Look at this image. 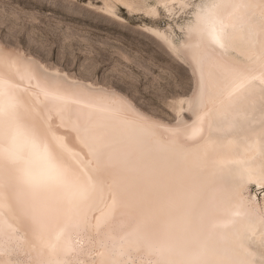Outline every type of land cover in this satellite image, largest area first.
Returning a JSON list of instances; mask_svg holds the SVG:
<instances>
[{"label": "bare ground", "instance_id": "bare-ground-1", "mask_svg": "<svg viewBox=\"0 0 264 264\" xmlns=\"http://www.w3.org/2000/svg\"><path fill=\"white\" fill-rule=\"evenodd\" d=\"M171 44L197 80L175 123L0 45V264H253L264 0H201Z\"/></svg>", "mask_w": 264, "mask_h": 264}, {"label": "rangeland", "instance_id": "rangeland-1", "mask_svg": "<svg viewBox=\"0 0 264 264\" xmlns=\"http://www.w3.org/2000/svg\"><path fill=\"white\" fill-rule=\"evenodd\" d=\"M125 1L131 8L116 0H0V45L34 58L46 72L116 91L152 117L168 123L188 118L196 74L171 43L184 38L201 0ZM248 191L263 206L264 184L252 181ZM251 239H257L246 241L253 264H264V239ZM138 256L131 252L132 259Z\"/></svg>", "mask_w": 264, "mask_h": 264}]
</instances>
